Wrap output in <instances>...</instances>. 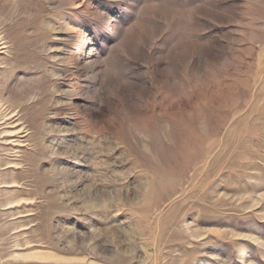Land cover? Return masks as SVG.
Instances as JSON below:
<instances>
[{
    "label": "rangeland",
    "instance_id": "1",
    "mask_svg": "<svg viewBox=\"0 0 264 264\" xmlns=\"http://www.w3.org/2000/svg\"><path fill=\"white\" fill-rule=\"evenodd\" d=\"M0 264H264V0H0Z\"/></svg>",
    "mask_w": 264,
    "mask_h": 264
}]
</instances>
